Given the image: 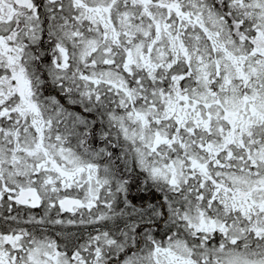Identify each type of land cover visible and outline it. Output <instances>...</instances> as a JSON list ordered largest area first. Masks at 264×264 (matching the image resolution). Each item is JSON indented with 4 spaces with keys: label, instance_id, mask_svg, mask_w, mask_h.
<instances>
[{
    "label": "snow or ice",
    "instance_id": "snow-or-ice-1",
    "mask_svg": "<svg viewBox=\"0 0 264 264\" xmlns=\"http://www.w3.org/2000/svg\"><path fill=\"white\" fill-rule=\"evenodd\" d=\"M0 264H264V0H0Z\"/></svg>",
    "mask_w": 264,
    "mask_h": 264
}]
</instances>
